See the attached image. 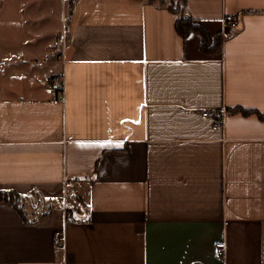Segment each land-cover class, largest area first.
<instances>
[{
    "label": "crops",
    "instance_id": "obj_1",
    "mask_svg": "<svg viewBox=\"0 0 264 264\" xmlns=\"http://www.w3.org/2000/svg\"><path fill=\"white\" fill-rule=\"evenodd\" d=\"M180 6L0 0V264H264V0Z\"/></svg>",
    "mask_w": 264,
    "mask_h": 264
},
{
    "label": "trees",
    "instance_id": "obj_2",
    "mask_svg": "<svg viewBox=\"0 0 264 264\" xmlns=\"http://www.w3.org/2000/svg\"><path fill=\"white\" fill-rule=\"evenodd\" d=\"M181 6L178 9H173L175 12H179L180 9L183 7L184 0H179ZM72 0H69V5H71ZM172 9V7H171ZM180 11V15L175 21V31L178 35L185 38L190 32H197L201 35V41L199 43V48L204 54H212L214 53L221 45V38L220 35L216 36V39L212 41L205 30L199 27L198 24L194 23L189 16H184ZM228 113H240L238 109L228 110ZM248 112H243V114H247ZM259 118L262 120L264 119L263 115H258ZM22 196L13 191H0V201H4L7 204L11 205L17 213L25 220V212L23 211L22 207L20 206Z\"/></svg>",
    "mask_w": 264,
    "mask_h": 264
},
{
    "label": "built area",
    "instance_id": "obj_3",
    "mask_svg": "<svg viewBox=\"0 0 264 264\" xmlns=\"http://www.w3.org/2000/svg\"><path fill=\"white\" fill-rule=\"evenodd\" d=\"M223 22L226 27H229L231 30L236 31L238 28V21L234 16L231 15H225L223 17ZM53 84L57 90V97L62 98V89H60V81L58 79H55L53 81ZM202 116L206 118H210L211 122L214 126H220L223 122V113H217L214 111H203ZM63 223L67 224L71 221H73V214L68 210L67 206L65 205L64 211H63ZM52 246L53 250L56 253L63 252L65 250V233L62 228L57 229L53 233L52 237ZM216 254L218 256L223 255V248L221 246H218L216 249Z\"/></svg>",
    "mask_w": 264,
    "mask_h": 264
},
{
    "label": "rangeland",
    "instance_id": "obj_4",
    "mask_svg": "<svg viewBox=\"0 0 264 264\" xmlns=\"http://www.w3.org/2000/svg\"><path fill=\"white\" fill-rule=\"evenodd\" d=\"M27 200H28V199H25V205H24V207L30 210V208H29V204H28V201H27Z\"/></svg>",
    "mask_w": 264,
    "mask_h": 264
}]
</instances>
